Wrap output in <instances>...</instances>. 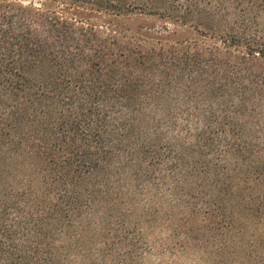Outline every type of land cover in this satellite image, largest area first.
Masks as SVG:
<instances>
[{
  "label": "trees",
  "instance_id": "trees-1",
  "mask_svg": "<svg viewBox=\"0 0 264 264\" xmlns=\"http://www.w3.org/2000/svg\"><path fill=\"white\" fill-rule=\"evenodd\" d=\"M210 261L264 264V0H0V264Z\"/></svg>",
  "mask_w": 264,
  "mask_h": 264
},
{
  "label": "rangeland",
  "instance_id": "rangeland-1",
  "mask_svg": "<svg viewBox=\"0 0 264 264\" xmlns=\"http://www.w3.org/2000/svg\"><path fill=\"white\" fill-rule=\"evenodd\" d=\"M126 24L128 26H130L131 28H137L139 25H146V24H154V25L159 26L160 24H162V22L160 20L153 18V17L142 16V17H138V18L126 21ZM195 255H196V253H193V252L190 253L189 255L186 256L185 261L186 262L189 261L190 263H193V260L194 261L196 260ZM208 263L213 264V261H210Z\"/></svg>",
  "mask_w": 264,
  "mask_h": 264
}]
</instances>
